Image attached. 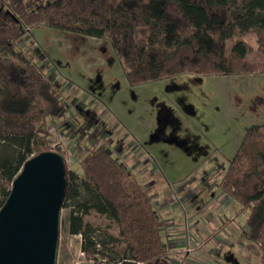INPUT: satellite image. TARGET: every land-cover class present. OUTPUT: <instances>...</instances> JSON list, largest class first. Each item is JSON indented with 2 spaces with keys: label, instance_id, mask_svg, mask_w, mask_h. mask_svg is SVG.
Wrapping results in <instances>:
<instances>
[{
  "label": "trees",
  "instance_id": "16d2710c",
  "mask_svg": "<svg viewBox=\"0 0 264 264\" xmlns=\"http://www.w3.org/2000/svg\"><path fill=\"white\" fill-rule=\"evenodd\" d=\"M63 34L74 57L89 38L101 39L120 59L128 82L173 81L181 74L235 75L253 71L248 46L228 41L255 31L264 48V0H0V209L26 161L49 151L52 131L68 118L69 103L35 58L18 47L25 25ZM254 100L252 111H258ZM63 208L81 235L85 252L104 264H158L168 253L166 222L153 197L120 156L93 147L79 161L81 176L67 165ZM219 189L246 213L242 231L264 260V122L247 128L223 170ZM94 211L116 225L114 253L94 242L85 216ZM105 243V242H101Z\"/></svg>",
  "mask_w": 264,
  "mask_h": 264
},
{
  "label": "rangeland",
  "instance_id": "374dc122",
  "mask_svg": "<svg viewBox=\"0 0 264 264\" xmlns=\"http://www.w3.org/2000/svg\"><path fill=\"white\" fill-rule=\"evenodd\" d=\"M25 25V24H24ZM27 27L18 47L35 58L69 103L68 118L52 131L49 151L61 147L79 176L80 159L105 146L121 157L153 197L166 222V257L158 264H264L242 229L246 213L218 187L247 128L264 122V48L255 31L238 33L253 71L235 75L181 74L173 81L131 85L120 59L102 40L89 38L74 57L71 43L44 25ZM259 101L255 114L251 107ZM73 207L61 212L57 264H94L81 235L66 228ZM105 254L114 253L116 225L107 215L85 216ZM105 242V243H101Z\"/></svg>",
  "mask_w": 264,
  "mask_h": 264
},
{
  "label": "water",
  "instance_id": "95a60500",
  "mask_svg": "<svg viewBox=\"0 0 264 264\" xmlns=\"http://www.w3.org/2000/svg\"><path fill=\"white\" fill-rule=\"evenodd\" d=\"M67 181L58 152L26 161L0 209V264H57Z\"/></svg>",
  "mask_w": 264,
  "mask_h": 264
},
{
  "label": "built area",
  "instance_id": "2783aa9c",
  "mask_svg": "<svg viewBox=\"0 0 264 264\" xmlns=\"http://www.w3.org/2000/svg\"><path fill=\"white\" fill-rule=\"evenodd\" d=\"M81 255L84 258V261H83L84 264H94V262L91 259H87L85 257V253L82 252Z\"/></svg>",
  "mask_w": 264,
  "mask_h": 264
}]
</instances>
